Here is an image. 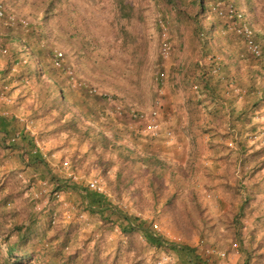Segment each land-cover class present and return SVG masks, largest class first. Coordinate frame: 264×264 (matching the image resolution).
<instances>
[{
	"label": "rangeland",
	"instance_id": "374dc122",
	"mask_svg": "<svg viewBox=\"0 0 264 264\" xmlns=\"http://www.w3.org/2000/svg\"><path fill=\"white\" fill-rule=\"evenodd\" d=\"M2 2L0 116L12 130L0 132V264L26 260L7 254L14 226L36 230L29 264H184L138 231L125 234L88 213L81 191H92L93 179L113 209L163 241L192 247L207 264H264V33L249 11L260 57L216 15L215 0ZM161 24L171 44L165 59ZM15 36L36 49L40 66L22 58ZM55 52L63 53L60 68ZM238 65L239 84L226 85ZM196 69L219 85L207 99L198 97L205 87ZM244 92L250 99L236 105L234 115L242 114L233 120L209 103ZM179 99L194 125L175 150L171 117ZM157 103L173 141L163 130L152 136L135 117ZM29 141L44 164H28ZM55 180L68 187L54 190Z\"/></svg>",
	"mask_w": 264,
	"mask_h": 264
},
{
	"label": "trees",
	"instance_id": "16d2710c",
	"mask_svg": "<svg viewBox=\"0 0 264 264\" xmlns=\"http://www.w3.org/2000/svg\"><path fill=\"white\" fill-rule=\"evenodd\" d=\"M224 4L232 3L233 6H235L234 2L232 0L224 1L222 0ZM236 7V6H235ZM237 8V7H236ZM238 9V8H237ZM243 12L244 9H241ZM3 18V17H1ZM251 21H253L251 19ZM249 24L255 28V23L252 25L250 22ZM264 33V32H263ZM240 39V38H239ZM12 40L18 44L22 45V49L20 51V54L22 55V58L24 60L30 59L32 60L37 66H40L41 64V57L38 55V52L36 49L31 46L29 43L23 41L21 36H15L12 38ZM242 42V41H241ZM25 55V56H23ZM241 73L236 74L237 77L241 76ZM207 73L203 71V73L200 74L199 80L205 87V92L209 94L210 96L215 94V88L214 83L211 79L207 78ZM218 82V80H216ZM53 85H55V82H53ZM57 86V85H55ZM57 94L62 95L61 89L57 91ZM245 98L250 99V93H245ZM242 110V109H241ZM245 112V111H244ZM242 114V111L235 116L234 114H229L231 116V120L237 118ZM234 115V116H233ZM11 122L9 119H7L4 116H0V132L3 134H6L12 130ZM30 150L28 153V164L37 166V164H44V160L42 159V155L38 149H32V144L27 142ZM154 163H158L163 165L164 163L155 155L153 157H150ZM55 188L54 190H60L61 188H67V184H60L58 181H54ZM70 188H74L75 190H79L78 187H74L70 185ZM81 196L83 198L85 209L90 214H98L103 222H111L115 224L123 233H129L133 231H138L147 242H149L151 245L157 246V247H167L169 250H172L174 253L177 254L179 258H181L184 261V264H207V262L200 257L196 253V250L189 246H177L172 242H166L163 241L161 237L155 236L149 229L145 228L142 225V221L137 219L136 217H129L124 213H120L116 209H113L110 205V201L101 193H97L94 191H88L83 190L81 191ZM242 210V205L239 209ZM14 231L16 232V241L14 243H11L7 249V254L9 256L13 253H18L20 256H25L26 260L24 261L22 257L19 259H16L18 263L22 264H29L31 259L30 256L32 255V251L30 250L31 245H29L31 236L35 233L34 228H28V227H20V226H14ZM244 264H248V260L244 261Z\"/></svg>",
	"mask_w": 264,
	"mask_h": 264
},
{
	"label": "built area",
	"instance_id": "2783aa9c",
	"mask_svg": "<svg viewBox=\"0 0 264 264\" xmlns=\"http://www.w3.org/2000/svg\"><path fill=\"white\" fill-rule=\"evenodd\" d=\"M213 11H215L216 15L220 18L224 19L227 23H230L232 29L234 30L235 35L241 39L243 42L246 51L254 57L261 56V47L257 42V33L255 29L249 24V20L246 17V14L237 9L232 3L224 4L222 0H215L212 5ZM5 7L3 5L2 0H0V18L5 16ZM159 23H162L161 19L158 20ZM162 27V43L160 47V54L162 58H167L170 54L171 44L169 41V37L167 36L166 26L161 24ZM3 53L6 50L2 51ZM63 60L62 52H55L53 57V65L56 68L61 67V61ZM159 78L161 81L166 79L165 72L159 73ZM195 89L197 87H194ZM139 121L148 122V131L152 136H158L161 134L162 130L164 131V136L168 140L173 139V132L170 129V120L168 118L161 119L160 118V105H157L150 109L148 113L139 112L135 116ZM14 141V138L11 139ZM88 187L90 190L98 193H102L103 189L98 180L93 179L89 181ZM156 228V225H154ZM154 234V233H153ZM155 235V234H154ZM156 236V235H155Z\"/></svg>",
	"mask_w": 264,
	"mask_h": 264
},
{
	"label": "crops",
	"instance_id": "0c3cea01",
	"mask_svg": "<svg viewBox=\"0 0 264 264\" xmlns=\"http://www.w3.org/2000/svg\"><path fill=\"white\" fill-rule=\"evenodd\" d=\"M239 2L242 4V8L244 10L249 11V13L251 15L250 19L253 20V22L255 23L256 27L258 28L257 31L261 30V31L264 32V9L262 10L263 6L259 3V2H261L262 4H264V0H239ZM229 52L231 54V53L234 52V50L229 51ZM175 56H179V55L176 53ZM175 56L173 57V59L175 58ZM198 62L199 63L200 62L205 63V59L203 58L201 61H198ZM239 63H240V61H239ZM173 64L176 66L177 70L180 71V70H182L181 67L185 65V62L181 61V59H178ZM195 68H196V66H195ZM195 68H193V69L191 68V69L195 70ZM191 69L189 71L192 72ZM239 69H240V65H238L236 67V71H233V72H235L232 75L233 76V80L230 79V81H228L226 85H229L231 87L232 86L235 87V86H237L239 84L235 80L237 72L241 73V72H239ZM198 72L203 73L202 70L200 71V70L196 69V74ZM175 75L177 76V74H175ZM244 76H245V72H243V78H245ZM178 79L175 81V84H177L178 86H181V84L179 83ZM226 81H225V83H226ZM214 82H217V81H214ZM232 83H234L235 86ZM214 87H215V92H216L217 91L216 87H219V85L214 83ZM198 97H202V98H205V99L208 98L206 92H202V95L201 96L199 95ZM228 98L230 100V101H227V102H229L228 105H226L227 102L223 101L224 99L222 100L221 98H216V99L211 98V100H213V101H209V103H211L214 107H217V108H220V109H224L225 111H228V115H229V114H234L235 113V111L237 110V106L236 105L240 104L242 99H243V102H245V99H246L245 98V92H244V94L242 96L241 95H235L233 93L232 94L228 93ZM203 100L204 99H200L199 102L201 103ZM220 103H223V104H220ZM175 105H176L177 109L174 108L171 120H172V124H173L174 130L176 132V136L174 137L175 138L174 141L173 140L172 141H173V143L175 145L174 146L175 150H181L182 146H183V141L181 140L183 132H188V130L191 131L192 128H193L194 123L192 122L193 117H191V112L189 111V109H188L189 112L186 111V107L188 105H186L184 99H183V101L181 99H179ZM222 105L225 106V107H223ZM207 107H206V109H207ZM182 114H184V115L182 116Z\"/></svg>",
	"mask_w": 264,
	"mask_h": 264
}]
</instances>
